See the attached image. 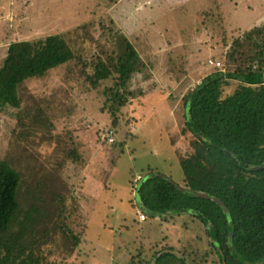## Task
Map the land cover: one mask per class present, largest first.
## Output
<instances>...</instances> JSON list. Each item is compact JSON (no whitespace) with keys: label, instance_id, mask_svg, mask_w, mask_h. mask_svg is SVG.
Here are the masks:
<instances>
[{"label":"rangeland","instance_id":"rangeland-1","mask_svg":"<svg viewBox=\"0 0 264 264\" xmlns=\"http://www.w3.org/2000/svg\"><path fill=\"white\" fill-rule=\"evenodd\" d=\"M263 20L264 0H0V66L15 40L83 27L76 37L88 38L84 60L91 62L103 25L112 24L146 65L117 128L102 111L101 92L88 85L84 71L91 69L76 63L24 87L22 123L18 111L0 112V162L67 198L73 227L87 228L80 262L130 264L141 247L154 256L166 237L170 247L195 253V264H221L202 222L190 216L141 222L133 181L153 169L183 183L178 155L192 151L191 136L183 134L185 98L209 75L225 72L228 46ZM39 111L45 124L34 122Z\"/></svg>","mask_w":264,"mask_h":264},{"label":"trees","instance_id":"trees-1","mask_svg":"<svg viewBox=\"0 0 264 264\" xmlns=\"http://www.w3.org/2000/svg\"><path fill=\"white\" fill-rule=\"evenodd\" d=\"M81 29L9 45L0 66V112L18 111L22 123L24 87L76 63L91 69L84 71L88 85L101 92L102 111L112 127L120 126L137 97L133 81L146 65L113 24L103 25L99 53L91 62L84 60L88 38L76 37ZM224 59L225 72L209 75L185 98L183 134L191 136L192 151L178 155L183 183L150 169L135 178L133 192L141 216L165 223L190 216L205 224L221 264H264V20L235 38ZM234 82L237 87L227 94ZM41 114L35 123L48 121ZM71 155L77 158L75 150ZM66 201L42 179L32 184L9 161H1L0 264H86L78 259L87 228L73 227ZM165 239L154 256L141 247L130 264L196 263L190 261L195 253L178 251Z\"/></svg>","mask_w":264,"mask_h":264},{"label":"built area","instance_id":"built-area-1","mask_svg":"<svg viewBox=\"0 0 264 264\" xmlns=\"http://www.w3.org/2000/svg\"><path fill=\"white\" fill-rule=\"evenodd\" d=\"M212 64L214 65L215 63L212 61ZM217 66H221V64L219 63V64H217ZM110 138L113 140L114 138L112 137V133L110 134ZM140 180V179H139ZM139 180H137V181H139ZM141 220L142 221H145L146 220V217L144 216V215H142L141 216Z\"/></svg>","mask_w":264,"mask_h":264},{"label":"water","instance_id":"water-1","mask_svg":"<svg viewBox=\"0 0 264 264\" xmlns=\"http://www.w3.org/2000/svg\"><path fill=\"white\" fill-rule=\"evenodd\" d=\"M205 197H208V196H205Z\"/></svg>","mask_w":264,"mask_h":264}]
</instances>
